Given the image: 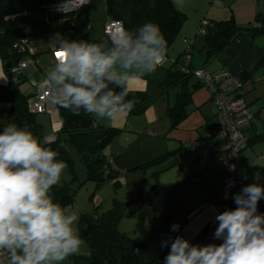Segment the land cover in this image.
<instances>
[{"label":"clouds","instance_id":"9594fccd","mask_svg":"<svg viewBox=\"0 0 264 264\" xmlns=\"http://www.w3.org/2000/svg\"><path fill=\"white\" fill-rule=\"evenodd\" d=\"M54 39L59 51L43 84L55 104L74 115L83 110L114 121L130 113L138 103L128 98L130 81L155 73L167 60V40L153 22L121 27L109 41L69 40L60 33ZM58 156L27 124L9 123L0 131V252L7 253L8 264H63L81 251L78 213L50 194L67 168ZM261 199L264 185L243 186L233 194L236 207L215 217L214 239L222 243L196 245L177 236L163 264H264ZM178 228L173 224L171 230Z\"/></svg>","mask_w":264,"mask_h":264},{"label":"crops","instance_id":"0c3cea01","mask_svg":"<svg viewBox=\"0 0 264 264\" xmlns=\"http://www.w3.org/2000/svg\"><path fill=\"white\" fill-rule=\"evenodd\" d=\"M173 2L179 10L187 13L176 1ZM214 6L203 17V14L195 7L193 11L199 13H195L197 15L194 18L189 16L184 23L180 35L167 49L166 63L155 73L130 81L129 94L142 92L149 100L150 105L142 115L130 116L128 113L118 116L114 121L95 117L97 123L120 130L105 150L110 165L120 174L117 179L118 186L128 188L129 192L139 191L152 177L158 182H161L164 177L169 178L172 181L170 188L179 182L183 183L170 200V213L175 224L179 225L184 238L196 245L222 243V240L214 239V232L218 227L215 217L226 209L236 207L233 194L237 192L225 198L222 184L226 173L220 158L222 143L214 139L205 140L207 133L218 123L212 102V89L198 85L197 80L191 77L188 85L189 92L192 93L191 103L188 106L190 114L172 129L168 108L173 105L182 87L181 85L170 88L161 86L166 79L167 69L183 70L188 66L190 69H205L212 73L229 70L235 75L244 77L242 94L254 110L259 111L264 107V66L257 68L264 58V33L239 34L221 50L209 54L204 38L197 34L201 21L205 18L215 21L231 18L229 14L226 16L221 14ZM213 8L216 11H212ZM231 11L239 27L260 26V23L253 22V18L249 20L248 25L244 26L236 12ZM186 40L193 42L190 62H187L185 57ZM43 42H45L41 43L43 49L48 51V56H53L52 63L59 51L58 44ZM40 46L38 48L32 46L29 54L35 57L36 62L29 64L23 73L27 79L24 83L26 87L24 92L27 94L43 83L51 67L47 66L48 63L41 64L37 56L41 52ZM7 82L8 77L0 57V85ZM173 88H176L174 95L170 93ZM8 111L9 104L1 101L0 98V124L6 121ZM39 115H44L49 123L51 122L48 115ZM51 126L52 122L50 132L46 135V142L55 140L57 133L62 129L61 127L56 132ZM247 134L250 143L236 160L238 173L247 184L264 185V140L261 139L264 134V117H257L248 128ZM164 155L166 157L162 161L142 167ZM255 173L260 174L259 181L254 179ZM94 203L99 204V208L102 206L101 194L94 196ZM150 207L151 209L145 210V213L148 212L144 220L152 223L157 213L154 204ZM258 212L264 213V199L259 201Z\"/></svg>","mask_w":264,"mask_h":264},{"label":"trees","instance_id":"16d2710c","mask_svg":"<svg viewBox=\"0 0 264 264\" xmlns=\"http://www.w3.org/2000/svg\"><path fill=\"white\" fill-rule=\"evenodd\" d=\"M65 1L68 0H0V54L8 77V82L0 85V98L9 104L7 119L0 124V131L7 124L16 123L21 127L27 124L38 137L43 134V124L37 117L39 114L30 112L28 108L30 93L27 94L21 89V85L27 80L25 75L15 78L12 73V68L25 59V54L14 49L16 44L23 39L33 42L38 38L54 37L56 33L69 40H110L105 33L100 39L87 38L84 35L90 23L92 0L90 5L84 6L76 13H54L52 6ZM106 10L109 18L121 20L129 30H135L147 22L157 24L167 40L168 48L174 44L188 19L187 14L179 10L173 0H108ZM256 18L260 26L246 28L239 27L233 16L223 21L203 19L205 24H201V21L200 25L204 26L205 33L200 35L205 40L208 53L218 52L239 34L264 33V13L258 14ZM262 66L264 58L257 68ZM191 77L193 75L190 72L168 68L166 79L161 83V86L167 88L177 85L182 87L175 102L168 108L172 129L190 114L188 106L192 93L189 92L188 85ZM198 85L201 84L198 82ZM128 98L138 101L129 113L130 116L142 115L150 105L146 94L142 92L129 94ZM58 108L62 129L57 133L55 140L42 144L57 150L58 159L65 161L73 171L74 159L67 148L68 144H72L87 167V181H93L97 186L107 181H114V184L118 185L120 174L110 165L105 150L120 130L97 123L94 116L83 110L79 115H74L64 108ZM261 139L264 140V134ZM165 157L161 156L142 167L156 164ZM182 184L179 182L169 189L163 210L154 216L151 230L143 240L138 241L119 230L118 221L122 213L121 205L117 201L108 211L96 213L95 216L82 215L79 220V235L89 244L90 253L71 256L69 264H163L170 251L171 240L177 236L184 238L180 228L171 230L175 222L170 213V200ZM76 192L69 182H65L54 186L50 194L54 201L63 206L74 207ZM164 241L169 242L166 247L163 246Z\"/></svg>","mask_w":264,"mask_h":264},{"label":"rangeland","instance_id":"374dc122","mask_svg":"<svg viewBox=\"0 0 264 264\" xmlns=\"http://www.w3.org/2000/svg\"><path fill=\"white\" fill-rule=\"evenodd\" d=\"M176 1L179 6L185 9L189 17H196L195 13H202V17L208 14V11L212 6L215 7L217 11L229 17L232 16V11L236 12L240 19L241 24L244 26L249 24V20L253 22H258L256 15L260 12H264V0H173ZM185 2V3H184ZM188 2V3H187ZM198 8L199 12H194V8ZM213 8L212 11L215 10ZM215 10V11H216ZM231 13V14H230ZM223 16V15H220ZM106 10V0H92V5L90 6V23L88 29L85 31L84 35L87 38L100 39L104 35V23L107 19ZM237 23V22H236ZM238 25V24H237ZM239 26V25H238ZM198 30V29H197ZM198 34V33H197ZM198 36H201L198 34ZM43 41H49L53 44H58V41L54 37L50 38H38L34 39L32 44L38 48ZM42 48V49H41ZM34 49V48H33ZM36 50V49H35ZM40 54L37 56L40 58L41 64H47L51 66V58L53 56H48V51L43 49V45L40 46ZM32 52H34L32 50ZM54 53V51H52ZM51 52V53H52ZM1 57V54H0ZM25 59L34 60L31 64L35 63L36 59L31 54H25ZM50 59V60H49ZM36 66V65H34ZM44 66V65H43ZM194 77V76H193ZM193 77L191 79H193ZM195 78V77H194ZM24 83L21 85L22 91H25ZM173 90V91H172ZM170 93L175 94L176 88H173ZM39 121L43 123V134L41 137L36 136L41 143L46 142V135L50 132V124L48 119L44 115L37 116ZM7 119V118H6ZM52 127V126H51ZM74 159L73 171L67 164V168L62 176L61 184L69 182L72 189L76 190V204L72 209L76 211L79 215V220L82 215L95 216L96 213H102L110 210L114 202L117 201L121 206L120 210L122 216L118 221V228L120 231L127 232L129 235L134 237L136 240H143L146 235L150 232L152 223L150 221H145V210L151 209V205H155L156 213L159 214L162 211V206H164L165 198L168 195L169 188L172 186L170 179L164 177L161 182L156 181L153 177L146 183L145 187H142L139 191L129 192L128 188H121L115 185L114 182H104L100 186L93 181H87V167L85 163L81 160L76 148L72 144L67 145ZM171 184V185H170ZM174 184V183H173ZM102 195V206L98 208V205L94 203V195ZM143 202V206L139 208L137 212L131 214L126 213L127 207H129L132 202ZM152 202V203H151ZM150 207V208H148ZM79 220L76 224V228L79 232ZM90 247L87 242L84 241L81 251L78 255H89ZM70 257L68 260L64 261L63 264H69ZM8 264V260L1 263Z\"/></svg>","mask_w":264,"mask_h":264},{"label":"built area","instance_id":"2783aa9c","mask_svg":"<svg viewBox=\"0 0 264 264\" xmlns=\"http://www.w3.org/2000/svg\"><path fill=\"white\" fill-rule=\"evenodd\" d=\"M90 4L91 0H68L53 5L52 10L54 13L72 14ZM201 24H205V21H202ZM121 27L125 28L121 20L108 17L104 23V33L110 38ZM197 33H205L203 25L198 27ZM186 42L185 57L186 61L190 62L193 42L192 40H186ZM32 46L31 41L23 39L14 46V49L23 54H29ZM33 61L24 59L15 65L12 68L14 77L18 78L21 76L27 66ZM183 71L192 73L202 86L211 88L213 91L212 102L218 117V123L207 133L205 140L214 139L222 143L220 158L226 173V178L222 184L223 192L227 195L239 192L243 186L248 184L239 175L236 160L249 145L248 128L252 126L257 117H264V107L259 111L254 110L253 106L242 94L243 80L240 76L233 74L229 70H220L212 73L205 69H190L187 66L183 68ZM28 108L34 114L48 115L54 131L58 132L61 129L62 121L58 105L55 104L54 98L50 97L45 84L41 83L29 94ZM142 204V201L132 202L127 207L126 212L129 214L136 212ZM7 260V253L0 252V264Z\"/></svg>","mask_w":264,"mask_h":264},{"label":"snow or ice","instance_id":"6c2138e0","mask_svg":"<svg viewBox=\"0 0 264 264\" xmlns=\"http://www.w3.org/2000/svg\"><path fill=\"white\" fill-rule=\"evenodd\" d=\"M59 55V54H58Z\"/></svg>","mask_w":264,"mask_h":264}]
</instances>
